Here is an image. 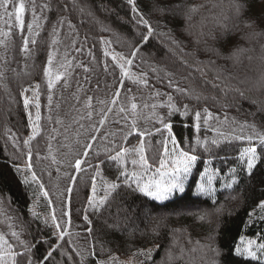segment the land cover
<instances>
[{
	"label": "trees",
	"instance_id": "16d2710c",
	"mask_svg": "<svg viewBox=\"0 0 264 264\" xmlns=\"http://www.w3.org/2000/svg\"><path fill=\"white\" fill-rule=\"evenodd\" d=\"M36 2L39 5L46 3L47 0H36ZM242 2L247 4L248 10L245 17L241 19L259 17L264 11V0H242ZM80 3L81 5L87 4L93 15L82 16L78 11L72 10L70 4L68 10L65 11L61 0H51L52 10L44 13L48 17V23L44 25L40 37L37 38L35 50L28 61L27 71L31 73L30 76H25L23 72H20L22 65L17 63L21 60L19 54L20 40L16 35L17 28L13 27L12 29L15 43L10 40L7 50L0 48V53H4L9 61L5 65L8 69L4 80L7 89L0 88V198L3 199V207L7 213L15 218L16 230L23 229L22 239L35 243L34 252L36 255H43L48 245L42 242L36 243L33 238L40 237L50 243H56V229L50 226V217L55 210V215L63 224L68 216H64L63 219L60 217L62 211H66L71 218V226L68 231L72 233V244L67 246V251L72 259L59 255L60 250L57 249L56 252H53V259H51L50 264H77L79 257L72 252V247L75 246L83 251L88 249L90 242L95 245L98 257L101 256L100 249L103 246V258L107 259L110 255H114L120 261L131 260L137 264H213L214 261L215 264H258V261L236 256L233 249L240 243L242 237L247 240L255 241L258 239L264 242V220L259 219L261 210L256 207L260 201L264 200V158L253 170L251 178L245 177L244 173L237 168L239 177L246 180L242 189H234L231 193L217 191L215 203H213L211 196L196 195L200 178L206 171L210 175L215 173L217 177L215 186L223 184L229 178V170L237 167L239 153L248 146L246 140L233 139L229 143L222 144L219 148L200 156L192 173L185 181V193L175 194L163 203L153 201L142 194L133 193L125 188L118 189L99 214H95L91 210L87 212L92 221L90 235L86 231L89 225L83 219L84 209L87 207L86 199L90 194V176L81 173L84 179L81 180L79 176L77 177L76 185L73 186L72 193L66 201L65 189L69 186V177L65 176L64 172H72L73 169L61 168V172L57 174L55 166H51L49 160L40 159L38 161L36 151L38 150L41 155H45L48 143L41 137H37L33 141L32 163L33 170L44 183L45 189L49 192V197H43L35 184L25 185L23 183L27 173H18L16 168H24L26 157L21 154L25 151L23 141L30 135L31 129L28 124L27 112L23 108V98L20 91L22 87L41 83V95L39 97L41 124L46 127L44 117L47 115L45 107L47 99L44 94L45 85L42 81V69L43 62H46L50 25L56 21L58 16L65 15L76 24L79 32L77 47L83 44V51L80 53L73 51L71 55L76 57L74 63L82 60L92 69L87 74L91 82L85 83V87L88 89L89 95L100 97H106L109 93V89L105 87V82L108 84L113 82L112 77L105 73L102 67L105 59L103 51L106 47L102 40H111L112 48L127 55L132 46L139 42L140 35L145 31L143 26L136 24L133 19L131 5L128 4L127 0H80ZM136 4L159 32H167L171 29L176 38L183 41L185 52L195 51L196 57L200 60H215L216 65L223 69L233 86V90L224 95L210 85H203L200 80L181 81V87L191 85L201 91L203 93L202 98L197 102L173 94L174 103L181 111L173 112L169 116L166 114L167 108L156 109L158 114L164 116L165 120L172 124L173 133L177 140L182 142V146L194 143L197 137L211 139L216 135L213 130L216 127L229 130L230 127L239 128L240 124L247 122L248 124L255 123L260 131H264V36L252 35L253 29L239 24L235 18L226 21L227 29L216 26L209 19L204 27L205 34L199 36L200 16L194 17L192 21L196 25L192 29L193 35L183 32L184 20L181 14L185 11V7L171 8V6L204 4L205 7L201 10V15H207L211 8L209 0H136ZM155 5L167 6L170 8V12H166L162 16L154 10ZM221 9H223L224 14L231 17L229 0H224L220 7L212 9V11L219 13ZM172 13L176 15L173 16ZM5 19L7 18L5 17ZM29 20L30 13H26V24ZM158 21L167 24V28L158 26ZM235 24H239V27H235ZM260 27L264 28V23H261ZM0 28L7 30L4 21H0ZM105 28L111 29V31H107ZM255 30L259 31L260 28ZM85 37H87L86 41ZM61 38H64V31L61 32ZM198 38L199 44L196 43ZM69 43L70 41L63 39L61 52ZM168 46L167 36L154 34V37L141 48V53L137 55L134 65H139V68L134 66L133 71L142 69L148 72L149 77H152L153 74L149 71V66L159 65L161 68H166L175 73V78L180 80L186 73L181 68L177 58L168 52ZM236 46L246 50L240 55L239 63L225 60L223 56L228 55ZM213 49L218 50L222 55L217 56L212 51ZM89 50L96 58L95 63L90 62ZM186 58L191 59V57ZM108 59L110 60V58ZM11 69H16L20 75H15ZM83 75H85L83 70L76 68L72 78L73 87L63 92L59 115L65 118L66 123L73 114L71 109L75 103L72 97V92L75 91L74 82L78 79L82 80ZM160 75L163 76V72ZM98 82L100 90L93 92ZM128 83L125 81L126 87ZM149 83H154L161 92L172 91L165 83H156L152 79L149 80ZM235 88H239L245 93V96L251 99L242 98L234 90ZM133 92L137 96L147 95L144 90L137 91L135 86H133ZM27 95L31 97L32 93L29 92ZM253 100L258 103H253ZM160 102L166 103V97L162 96ZM184 104H187L190 109L187 115L183 114L182 105ZM225 105L227 107H224ZM203 107H208L211 112L219 115L221 120L227 113L229 123L220 125L217 121L210 120L206 125L202 116L201 127L197 133L194 127L196 121L193 113ZM29 111H34V109L30 107ZM144 114L146 115L147 112ZM233 118H235L236 124H232ZM140 126L162 127L159 123L153 124L152 122L145 125L143 118L140 121ZM249 132L250 130L246 129L244 134ZM12 134H15L17 138L19 150L9 138ZM161 136L167 137L166 130L148 139L153 144H157ZM58 140L52 142L54 150ZM37 144L39 145L38 149ZM253 145H257V142L253 141ZM66 151L67 149H60V153H57L58 157L65 159L66 157L61 153ZM257 152H260L259 146H257ZM152 154L149 153L150 156ZM197 154L200 155L199 152ZM67 158L70 159L71 156ZM47 170L52 171L51 179L47 175ZM114 171V169L106 171V178L113 179ZM189 189L191 194H189ZM49 198L52 201L51 205L48 204ZM31 209L39 214L40 219L33 217ZM250 213L253 214L251 220L249 219ZM200 216H203L204 219L200 220L198 218ZM44 219H49V226L42 222ZM110 225L116 226L118 230L110 227ZM65 239L67 240L68 237ZM174 240L176 241L175 245L173 244ZM209 245L211 247H207ZM62 247H64L63 244ZM181 247L185 250L184 255L182 259H177L176 256ZM193 248L196 251H192ZM216 248L220 250L219 256L212 251ZM149 249L153 250L151 259H146L145 256L139 254L134 255V253H138V250L147 252ZM168 251L173 254L171 260L168 259ZM86 264H91V258L86 261Z\"/></svg>",
	"mask_w": 264,
	"mask_h": 264
},
{
	"label": "snow or ice",
	"instance_id": "6c2138e0",
	"mask_svg": "<svg viewBox=\"0 0 264 264\" xmlns=\"http://www.w3.org/2000/svg\"><path fill=\"white\" fill-rule=\"evenodd\" d=\"M64 4V10H68L70 4L72 10L78 11L80 15L92 16L90 7L87 4L81 5L80 0H61ZM131 5L133 19L136 24L142 25L145 31L140 35V40L132 46L131 51L125 55L122 52L116 51L111 47V40H102L106 45L103 51L105 58L102 64L105 73L112 77L113 82L108 84L105 82V87L109 89L106 97L94 96L88 94V89L85 83H90V77L87 75L92 69L84 64L81 60L74 63L76 57L71 55V52L80 53L83 51V44L77 47L79 43V32L76 24L69 19L68 16H58L56 21L50 25L48 33V50L46 54V62H43L42 81L45 85L47 104V115L44 117L45 125L41 124V104L39 97L41 95V83H33L28 87H22L20 95L23 98V108L27 112L28 124L30 126V135L23 141L25 151L21 154L26 157L24 168H16L18 173L26 172L23 183L28 185L35 184L37 189L42 193L43 197L48 198L49 192L45 189L44 183L41 182L36 171L33 170V141L37 137L47 141L46 154L41 155L37 150V160L46 159L50 161L51 166H55L57 174L61 172V168H71L72 172H64V175L69 177V186L65 189L67 196L66 201L70 197L73 186L76 185L77 177L84 179L81 173L90 176V194L86 199L87 207L84 209L83 219L88 223L89 227L86 231L89 235L92 232L90 227L92 221L89 219L87 212L91 210L95 214H99L108 204L115 193L120 188H125L133 193L142 194L153 201L163 203L169 200L174 194L185 193V181L192 173L193 167L197 160L204 153L213 151L219 148L222 144H227L231 140H246L248 146L243 148L237 158V167L229 170V178L223 184L213 186V181L217 179L215 173L209 175L206 171L201 176V183L196 189V195H206L213 198L217 191L221 193H231L234 189H242L246 180H242L237 174V168L244 173L245 177L251 178L253 170L257 164L262 162L264 158V131H260L255 123L248 124L247 122L240 124L239 128L230 127L229 130H224L222 127L213 129L216 135L211 139H202L197 137L194 143H188L182 146V142L178 141L172 130V124L167 122L164 116L156 112L157 108L164 107L168 109L167 115L173 112L181 111L174 103L173 94H178L181 97L189 100L199 101L203 93L197 88L181 87V81H196L200 80L203 85H210L214 89H218L222 94L226 95L228 91L233 90L229 77L225 75L223 69L216 65L215 60H200L196 57L195 51L185 52L183 41L176 38L169 29L167 32H159L154 28L152 23L145 17L136 4V0H127ZM211 8L207 15H201V10L205 7L204 4L190 5H172L171 8L185 7V11L181 14L184 20L183 32L188 35H193L192 29L196 27L192 23L194 17L200 16L199 36H203L206 21L211 20L216 26L227 29L229 21L235 18L239 24H243L246 28H252L253 33L257 37L264 36V28H261V23H264V11L259 17H245L248 10L247 4L242 0H229L231 6V17L224 14L223 9L219 13H214L212 9L220 7L224 0H209ZM51 0L46 3L37 4L36 0H0V21H4L6 29L0 28V48L7 50L9 41L13 43V27L17 28L16 35L19 37V54L21 60L18 65H22L20 72L25 76H30L27 71L28 61L31 59L37 44V38L40 37L44 29V25L48 23V17L44 14L45 11H51ZM154 10L158 11L162 16L166 12H170L167 6L155 5ZM26 13H30L29 22L25 21ZM175 16V13H172ZM5 17L7 19H5ZM14 17V24H13ZM158 26L167 28V24L161 21L157 22ZM235 24V27H239ZM256 28H260L256 31ZM66 29V30H65ZM107 31L111 29L105 28ZM64 31V38L70 43L64 47L61 52L63 39L61 32ZM179 31V29H178ZM155 35H164L168 37L169 46L167 50L174 55L180 63L181 68L186 75L180 80L175 78V73L168 71L166 68H161L159 65L149 66V71L153 74L149 77L148 72L140 69L133 71L134 66L139 68V65H134L137 55L141 53V48L149 42ZM87 37H85V41ZM199 44V38L196 40ZM207 50V49H206ZM217 56L222 54L213 49ZM246 50L240 46H236L226 56L225 60H231L233 63H239L240 55ZM91 58V63H95V56L91 50L88 52ZM186 57H191L188 59ZM110 58V60L108 59ZM9 63L8 58L4 53H0V88L7 89L5 73L8 69L5 67ZM143 63V61H141ZM83 70L82 80L78 79L74 82L75 91L72 92V97L75 103L72 105L71 119L66 123L65 118L59 115L61 107L60 101L63 99V92L73 87V75L75 69ZM15 75H20L16 69H11ZM163 72V76L160 73ZM152 79L156 83H165L171 89V92H161L155 87V84H150ZM125 81H128V86H125ZM133 86L137 91L144 90L146 96H137L133 92ZM99 82L93 92L99 91ZM244 99H251L245 96V93L239 88L234 89ZM31 92L29 97L27 93ZM166 97V103H161L160 98ZM215 99V97H213ZM139 101V103H138ZM151 101V102H150ZM253 103H258L253 100ZM34 111H29V108ZM224 107H227L225 105ZM183 114L187 115L190 111L187 104L182 105ZM147 112L145 115L144 113ZM55 113V115H54ZM195 117V129L197 133L201 127V119L203 116L204 123L215 120L218 124H228L227 113L224 114L223 120L219 115L214 114L208 107H203L193 113ZM143 118L145 125L149 122L159 123L162 127H141L140 121ZM86 121V123H85ZM232 124H236L235 118ZM209 128L211 126L209 125ZM249 129L248 134H244L245 130ZM167 132V137L161 136L157 144H153L148 138ZM10 131V130H9ZM43 133V135H42ZM14 146L17 144L15 134L9 137ZM58 138H61L58 140ZM130 138H132L130 140ZM58 140L56 149L52 147V142ZM253 141L257 145H253ZM257 146L260 147V152H257ZM39 145L37 144V149ZM60 149H67L61 153L65 159H60L57 153ZM153 153L151 156L149 153ZM200 153L198 155L197 153ZM71 156L70 159L67 157ZM131 165V167H129ZM114 171V178L109 180L105 176L106 171ZM47 175L51 179L52 171L47 170ZM189 194L191 191L189 189ZM48 204L52 201L49 198ZM256 207L261 210L259 219L264 220V200L260 201ZM33 217L40 219L34 209H31ZM68 216L64 223H60L55 210L50 217L51 225L55 232L56 243H50L48 240H43L40 237H34L36 243L47 244L48 247L43 255H36L34 252L35 243L22 239L23 229L17 231L15 218L10 216L3 207V199L0 198V264H50L53 259V252L60 250L59 255L67 256L72 259V256L67 251V246L72 244V233L68 231L71 226L70 214L62 211L60 219ZM253 214H249V219H252ZM203 220L204 217H198ZM46 226H49V219L42 221ZM116 230V226L110 225ZM65 237H68L66 240ZM176 241H173L175 245ZM191 243V241H189ZM62 244L64 247H62ZM197 244L199 242L197 241ZM205 247V246H201ZM207 247H211L210 245ZM101 256L96 254L95 245L89 243L88 249L83 251L72 247V252L79 257L77 264H86L91 258V264H122L119 258L110 255L107 259L102 257L103 246H101ZM151 249L138 250L139 254L145 256L146 259H151ZM184 249L181 247L177 254V259H182ZM192 251H196L195 248ZM217 256L220 255L218 248L212 249ZM233 252L236 256L243 257L252 261H258V264H264V242L257 243L254 240H245L241 238L240 243L234 247ZM168 259H173L171 251L167 252ZM215 264V261L213 262Z\"/></svg>",
	"mask_w": 264,
	"mask_h": 264
},
{
	"label": "rangeland",
	"instance_id": "374dc122",
	"mask_svg": "<svg viewBox=\"0 0 264 264\" xmlns=\"http://www.w3.org/2000/svg\"><path fill=\"white\" fill-rule=\"evenodd\" d=\"M209 175H210V174H209ZM200 183H201V181H200ZM200 183H199V184H200ZM31 184H32V183H31ZM198 186H199V185H198ZM213 186H215V180L213 181ZM174 195H175V194H174ZM174 195H173V196H174ZM173 196H172V197H173ZM172 197H171V198H172ZM167 201H168V200H167ZM158 202H159V201H158ZM164 202H165V201H164ZM244 239H245V238H244ZM245 240H247V239H245ZM248 240H249V239H248ZM255 241H256L257 243L263 242V241H260V240H258V239H255ZM119 261H120V260H119ZM121 262H122V264H137V263H135L134 261H131V260H127V261H125V262H124V261H121ZM138 264H139V263H138Z\"/></svg>",
	"mask_w": 264,
	"mask_h": 264
}]
</instances>
